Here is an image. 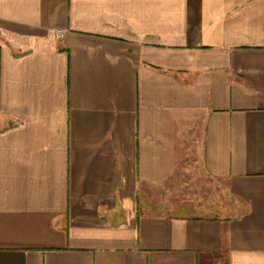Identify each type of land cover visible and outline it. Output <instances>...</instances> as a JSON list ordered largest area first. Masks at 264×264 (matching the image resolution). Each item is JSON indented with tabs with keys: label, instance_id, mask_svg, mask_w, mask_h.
Returning a JSON list of instances; mask_svg holds the SVG:
<instances>
[{
	"label": "crops",
	"instance_id": "0c3cea01",
	"mask_svg": "<svg viewBox=\"0 0 264 264\" xmlns=\"http://www.w3.org/2000/svg\"><path fill=\"white\" fill-rule=\"evenodd\" d=\"M0 264H264V0H0Z\"/></svg>",
	"mask_w": 264,
	"mask_h": 264
},
{
	"label": "built area",
	"instance_id": "2783aa9c",
	"mask_svg": "<svg viewBox=\"0 0 264 264\" xmlns=\"http://www.w3.org/2000/svg\"><path fill=\"white\" fill-rule=\"evenodd\" d=\"M58 33H59V34H61V33H62V31H58Z\"/></svg>",
	"mask_w": 264,
	"mask_h": 264
}]
</instances>
